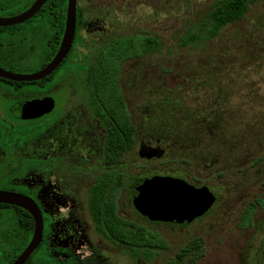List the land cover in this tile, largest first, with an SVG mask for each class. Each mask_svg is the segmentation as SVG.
<instances>
[{"label":"rangeland","instance_id":"374dc122","mask_svg":"<svg viewBox=\"0 0 264 264\" xmlns=\"http://www.w3.org/2000/svg\"><path fill=\"white\" fill-rule=\"evenodd\" d=\"M218 1L86 0V5L101 9H84L88 23L71 58L80 66L70 67L52 88L70 87L46 141L52 148L49 156L59 164L74 163L73 152L57 157L63 137L71 132L77 138L88 136L92 150L97 149L95 139L101 137L88 125V115H83L86 95L78 88L87 72L81 64L87 66L94 47L121 34L161 40L158 52L125 63L120 75L136 142L118 164L125 177L119 212L125 220L157 234L167 247L153 250L151 259L134 258L129 248L107 241V264H167L196 238L204 240L206 253L195 264H253L256 260L264 241V0L250 5L243 20L224 28L212 41L181 47V37ZM15 10L1 16L10 17ZM38 64L29 61L22 66L30 72ZM73 105L82 113L81 119L72 115ZM159 137L165 142H157ZM142 145L163 150V155L142 159ZM5 151L0 147L1 178L8 174ZM74 155L76 165L88 159L86 165H103L100 155L83 157L76 150ZM156 175L207 186L217 202L190 224L151 221L139 213L130 186L135 179ZM252 204H256L255 213L245 224Z\"/></svg>","mask_w":264,"mask_h":264},{"label":"flooded vegetation","instance_id":"af4514ba","mask_svg":"<svg viewBox=\"0 0 264 264\" xmlns=\"http://www.w3.org/2000/svg\"><path fill=\"white\" fill-rule=\"evenodd\" d=\"M36 1L0 0V18L20 15ZM68 2L69 0H47L32 19L15 26L0 27V69L29 75L46 68L61 48L66 31ZM85 3L86 0H77L76 31L71 49L52 74L32 82H16L0 77V147L7 151L4 168L8 171L7 175L0 177V191L32 199L43 219L41 242L26 264H107V247L104 245L107 241L114 247L125 246L132 253L129 246L114 237L111 233L113 225L108 224L109 206L114 207L116 216L125 220L119 212L125 177L118 166L124 156L115 162L107 161L108 124L115 121L111 118L109 121L106 95L99 92L105 89L93 85L91 75L100 47L118 36L139 34H121L101 42L87 58V66L81 64L87 68L83 82L78 86L86 95L83 115H88V125L93 130L101 132V137L95 139L97 149H91L88 136L77 138L76 132L63 137L57 144V157L67 151L73 152L72 161L75 163L76 150L83 157L100 155L103 165H86L90 159L83 165H61L57 159L49 156L52 148L46 145L49 130L56 125V119L70 92V87L66 85L60 89L52 88L70 67L80 66V63H72L71 58L81 29L88 23L84 17V9H101ZM9 9L16 10L9 12L12 14L10 17L1 16ZM5 29L10 30L5 32ZM29 61L39 63L30 72L22 66ZM33 102L46 103L43 114L34 117L17 109ZM70 110L72 115H77V119L82 118V113L76 106L73 105ZM134 138L136 142V133ZM4 205L7 204H0V264H13L31 243L35 233V220L29 212L30 217L19 210L5 208ZM110 219L113 221V216ZM28 221L33 223V230H29ZM118 227L122 230L121 224ZM263 245L264 241L256 252L253 264H264V249H261ZM14 253L17 256L12 261Z\"/></svg>","mask_w":264,"mask_h":264},{"label":"trees","instance_id":"16d2710c","mask_svg":"<svg viewBox=\"0 0 264 264\" xmlns=\"http://www.w3.org/2000/svg\"><path fill=\"white\" fill-rule=\"evenodd\" d=\"M256 1H218L206 16L195 23L181 37L180 46L197 47L212 41L220 35L224 28L243 20L249 11L250 5ZM160 48L161 40L157 37L128 35L114 38L97 51V58L94 60L91 79L93 85L105 89L99 92L106 95L109 121L110 118L115 121V123L111 122L108 124L107 161L110 163L119 160L135 145V128L130 122V115L119 82L121 67L129 60L143 59L158 52ZM157 142H165V139L159 137ZM138 180L135 179V182ZM131 187L132 185L130 186V192L132 191ZM259 203H263V201ZM255 206L256 204H252L246 210L244 217L245 224L252 221ZM4 207L19 210L30 217V214L21 208L8 205H4ZM109 208L110 211L107 212L108 224L113 225L111 233L115 235L114 237L118 241H121L124 245L131 248L134 258L145 257L151 259L154 254L153 250L167 247V243L162 241L157 234H152L144 227L133 225L126 220H121L116 216L114 207L109 206ZM111 216H113V221L110 219ZM119 224L122 225V230L119 229ZM28 228L29 230H33V223L30 221H28ZM16 253H14L12 261L16 258ZM205 253L204 240L196 238L185 244L176 254L175 258L168 261L167 264H195L205 256Z\"/></svg>","mask_w":264,"mask_h":264},{"label":"water","instance_id":"95a60500","mask_svg":"<svg viewBox=\"0 0 264 264\" xmlns=\"http://www.w3.org/2000/svg\"><path fill=\"white\" fill-rule=\"evenodd\" d=\"M47 0H37L26 12L10 17L0 18V27L22 24L32 19ZM77 0H69L66 31L61 48L54 60L43 70L29 75L14 74L0 69V77L16 82L39 81L52 74L69 53L76 31ZM47 107L45 102H33L19 106L26 114L39 116ZM14 111V110H13ZM39 114V115H38ZM163 150L152 149L142 145L139 156L151 160L163 155ZM131 195L139 213L160 223L190 224L205 216L217 202V197L207 186L197 187L189 182L170 176H153L140 178L132 184ZM0 204L22 208L35 220V233L31 243L13 264H26L39 246L42 239L43 219L35 202L23 195L0 191ZM261 249H264V245Z\"/></svg>","mask_w":264,"mask_h":264}]
</instances>
